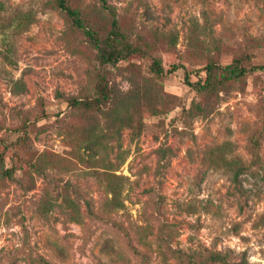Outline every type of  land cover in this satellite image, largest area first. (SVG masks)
I'll return each mask as SVG.
<instances>
[{
  "label": "rangeland",
  "instance_id": "obj_1",
  "mask_svg": "<svg viewBox=\"0 0 264 264\" xmlns=\"http://www.w3.org/2000/svg\"><path fill=\"white\" fill-rule=\"evenodd\" d=\"M67 2L82 28L54 0H0V264H264V71L199 87L209 63L264 65V0H107L146 51L115 65L87 33L111 11ZM98 75L146 87L131 127L68 102Z\"/></svg>",
  "mask_w": 264,
  "mask_h": 264
},
{
  "label": "trees",
  "instance_id": "obj_2",
  "mask_svg": "<svg viewBox=\"0 0 264 264\" xmlns=\"http://www.w3.org/2000/svg\"><path fill=\"white\" fill-rule=\"evenodd\" d=\"M55 5L64 11L67 16L71 19L72 23L78 28L83 27L82 20L80 18V13L78 10L69 5L67 0H54ZM102 5L109 9L112 13L111 27L104 38L95 37V32L91 30H87L89 37L94 41L95 47L97 49V58L101 64H109L115 65L119 61L124 60L127 56L134 54H145V50L139 48L137 46H133L128 41H126L125 35L119 30V25L117 23V19L115 17V12L111 10L109 4H107V0H100ZM175 66H173L174 68ZM251 70H262L264 71V65H254L249 68H246L241 65L238 59H234L231 63L221 66L216 63H209L207 65L208 75L201 85L200 88H206L207 85L218 86L224 84L228 80L236 79L243 76L246 72ZM151 71L155 75L163 74L164 70L160 63V61L156 58H152L151 62ZM220 72V77L218 79H214V73ZM135 82V81H134ZM144 85V84H143ZM142 85V86H143ZM137 85V88L131 91L122 92L116 88H113L109 81L106 79L105 75H98L94 79L93 91L85 97L81 98H70L68 102L73 105H84L86 107H93L98 111H104L105 108L108 110L113 107L122 106L119 111H114V115H116V122L120 123V127H131V119L129 117V113L132 109L133 102L136 105L142 104L141 102H149L146 99L147 93L145 92V86ZM132 96V101L131 100ZM161 98V94L159 91H155L149 97V100H158ZM199 107V105H198ZM123 108V110H122ZM113 111V110H111ZM120 130V129H119ZM253 157L255 160L259 159V155L256 148L252 149ZM4 162L3 154L0 153V174L1 178H9L12 176L14 171L12 167H4L2 164ZM243 168V167H241ZM240 168V169H241ZM237 170L234 174V179L236 180ZM221 257L219 254H214L209 256V260L211 261H220ZM208 260V259H205ZM42 264H51L44 258H40ZM189 261L192 264L195 262L192 260L191 256H189ZM204 261V260H202Z\"/></svg>",
  "mask_w": 264,
  "mask_h": 264
}]
</instances>
